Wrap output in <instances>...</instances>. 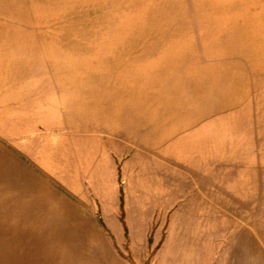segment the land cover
<instances>
[{
    "label": "rangeland",
    "instance_id": "1",
    "mask_svg": "<svg viewBox=\"0 0 264 264\" xmlns=\"http://www.w3.org/2000/svg\"><path fill=\"white\" fill-rule=\"evenodd\" d=\"M5 96L118 116L126 159L179 157L181 195L198 199L185 210L220 213L222 244L242 238L264 264V0H0ZM107 235L112 258H133ZM76 238L30 220L0 259L100 258Z\"/></svg>",
    "mask_w": 264,
    "mask_h": 264
},
{
    "label": "crops",
    "instance_id": "2",
    "mask_svg": "<svg viewBox=\"0 0 264 264\" xmlns=\"http://www.w3.org/2000/svg\"><path fill=\"white\" fill-rule=\"evenodd\" d=\"M7 98L0 101L1 240L27 236L30 220H47L60 235L102 253L0 264H253L251 245L242 238L222 244L220 213L185 210L183 205L198 199L181 195L171 166H182L179 157L141 159L133 150L126 159L118 116L94 111L90 100L31 107ZM153 162L161 165L141 171ZM187 166L196 171L194 164ZM106 229L120 250L128 245L132 259L111 257Z\"/></svg>",
    "mask_w": 264,
    "mask_h": 264
},
{
    "label": "trees",
    "instance_id": "3",
    "mask_svg": "<svg viewBox=\"0 0 264 264\" xmlns=\"http://www.w3.org/2000/svg\"><path fill=\"white\" fill-rule=\"evenodd\" d=\"M103 224V223H102Z\"/></svg>",
    "mask_w": 264,
    "mask_h": 264
}]
</instances>
